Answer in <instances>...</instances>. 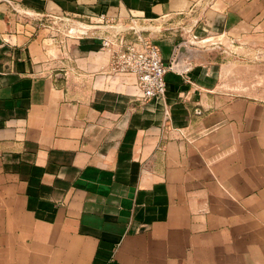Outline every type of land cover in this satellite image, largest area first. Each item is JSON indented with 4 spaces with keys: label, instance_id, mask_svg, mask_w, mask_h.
<instances>
[{
    "label": "crops",
    "instance_id": "0c3cea01",
    "mask_svg": "<svg viewBox=\"0 0 264 264\" xmlns=\"http://www.w3.org/2000/svg\"><path fill=\"white\" fill-rule=\"evenodd\" d=\"M133 24L162 99L111 69ZM210 41L264 57V0H0V264H264V64Z\"/></svg>",
    "mask_w": 264,
    "mask_h": 264
},
{
    "label": "built area",
    "instance_id": "2783aa9c",
    "mask_svg": "<svg viewBox=\"0 0 264 264\" xmlns=\"http://www.w3.org/2000/svg\"><path fill=\"white\" fill-rule=\"evenodd\" d=\"M131 34L113 32L105 34L102 45L111 52L110 66L114 72L130 73L143 100L162 99L166 94V64L158 47L134 24Z\"/></svg>",
    "mask_w": 264,
    "mask_h": 264
},
{
    "label": "rangeland",
    "instance_id": "374dc122",
    "mask_svg": "<svg viewBox=\"0 0 264 264\" xmlns=\"http://www.w3.org/2000/svg\"><path fill=\"white\" fill-rule=\"evenodd\" d=\"M71 27V24H69V22H66V26L64 27V29L68 30ZM192 41V40H191ZM190 41V42H191ZM193 42V41H192ZM194 44V43H192ZM183 46V45H182ZM187 48V46H186ZM189 48V46H188ZM207 49L208 55L209 57H207L208 61H212L213 65H219L220 63L226 62L227 59L231 60L234 58H240V62H242L243 64L248 63V64H264V57L263 55H257V54H252L250 56H244L241 53H230V56L226 55L224 56V52L221 51V46H220V42L218 41H210L208 43H206L205 47ZM228 57V58H226ZM230 57V58H229ZM187 62H190V59H188V57L186 58ZM193 61H200V62H204V56H199V57H193Z\"/></svg>",
    "mask_w": 264,
    "mask_h": 264
},
{
    "label": "water",
    "instance_id": "95a60500",
    "mask_svg": "<svg viewBox=\"0 0 264 264\" xmlns=\"http://www.w3.org/2000/svg\"><path fill=\"white\" fill-rule=\"evenodd\" d=\"M178 56H176L173 60H172V62H171V68H177L176 67V63H178ZM184 68V67H183ZM178 69V68H177Z\"/></svg>",
    "mask_w": 264,
    "mask_h": 264
}]
</instances>
